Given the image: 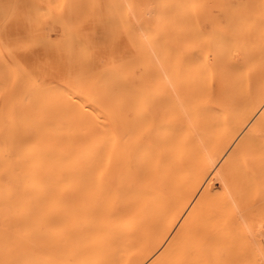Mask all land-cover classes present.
Wrapping results in <instances>:
<instances>
[{
    "label": "bare ground",
    "instance_id": "obj_1",
    "mask_svg": "<svg viewBox=\"0 0 264 264\" xmlns=\"http://www.w3.org/2000/svg\"><path fill=\"white\" fill-rule=\"evenodd\" d=\"M56 2L88 0L49 4ZM96 2L118 27V6L135 5L129 27L134 34L151 29L155 39H124V58L133 63L120 76L101 75L105 66L92 57L95 85L77 80L79 48L62 39L60 25L50 26L49 46L35 60L1 61L0 209L78 210L94 219L106 210L114 264L257 258L237 239L243 229L234 209L252 206L259 228L264 30L257 25L239 53L223 59L209 55L187 22L194 0ZM241 2L259 18L261 0ZM10 229L15 242L35 235ZM5 244L0 233V257Z\"/></svg>",
    "mask_w": 264,
    "mask_h": 264
},
{
    "label": "snow or ice",
    "instance_id": "obj_2",
    "mask_svg": "<svg viewBox=\"0 0 264 264\" xmlns=\"http://www.w3.org/2000/svg\"><path fill=\"white\" fill-rule=\"evenodd\" d=\"M9 11L4 17V38L0 43L7 49L9 55L16 51H26L40 46V42L31 38L13 39L7 33L8 24L15 18L13 6H7ZM112 7L111 5L108 6ZM121 9L120 22L124 25L118 27L105 18V5L96 0L84 3L69 4L65 2L50 3L43 11L37 9L35 14L23 17L25 26L36 28L43 25H60L63 30L62 39L70 40L79 48V56L74 63L78 65L77 80L87 81L95 85L98 74L91 70V59L99 56L104 69L101 75H122L133 60L125 59L126 52L122 48L125 38L134 45L150 44L155 39L148 35L151 29H145L138 34L129 27V18L136 15L135 5L124 3L118 6ZM164 8L174 7L164 4ZM254 6L241 2V0H223L221 3L209 4L207 0H194L187 6V22L191 25L194 35L206 45L209 55L215 54L223 59H231L241 50L242 40L258 25L264 30V0H261L259 18L252 11ZM95 25L94 32L90 30ZM205 25H211L205 30ZM159 60V57H157ZM68 90V87H65ZM34 91H43L34 88ZM261 107H264V83L260 86ZM7 174V171L5 172ZM103 173H101V177ZM235 219L243 231L238 233L237 239L244 242V248L255 259L233 262V264H264V204L259 210V228L255 224V209L248 204H237ZM43 215L34 221V228L43 226ZM259 236V248L256 247L255 237ZM0 264H74V262H61L52 260H12ZM223 264V262H216Z\"/></svg>",
    "mask_w": 264,
    "mask_h": 264
},
{
    "label": "rangeland",
    "instance_id": "obj_3",
    "mask_svg": "<svg viewBox=\"0 0 264 264\" xmlns=\"http://www.w3.org/2000/svg\"><path fill=\"white\" fill-rule=\"evenodd\" d=\"M50 0H0V41L4 38V17L9 5L15 18L8 24L7 33L13 39L31 38L40 46L11 55L0 43V64L12 61L30 62L34 56L49 46L50 26L31 28L25 26L23 17L43 11ZM58 31V28H55ZM28 212L27 214H23ZM96 216L81 214L78 210L59 209H0V233L6 239L5 255L0 262L12 260H52L74 264H114L112 229L107 226L111 215L99 210ZM57 213V214H56ZM43 215V226L35 229L34 221ZM23 227L34 232L32 239L15 242L16 233L10 228ZM67 236V237H66ZM62 237V238H61Z\"/></svg>",
    "mask_w": 264,
    "mask_h": 264
}]
</instances>
